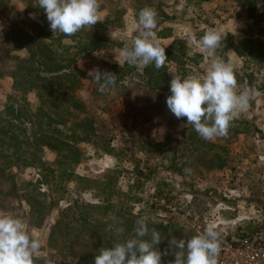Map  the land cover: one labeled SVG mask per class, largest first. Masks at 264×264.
Returning a JSON list of instances; mask_svg holds the SVG:
<instances>
[{
  "label": "rangeland",
  "instance_id": "1",
  "mask_svg": "<svg viewBox=\"0 0 264 264\" xmlns=\"http://www.w3.org/2000/svg\"><path fill=\"white\" fill-rule=\"evenodd\" d=\"M136 1L137 4L144 2ZM149 1L161 4L162 12L170 18L161 24L160 16L157 17L155 32L161 46L165 44L161 36L167 33L183 46L178 50L174 45L172 49L176 57L166 72L168 79L171 80L175 74H206L212 59L219 57L235 68L238 92L246 88L253 90L250 107L234 114L226 137L205 140L192 125H187L186 117L177 119L167 108L166 98L171 93L167 96L149 93L135 80L122 89H105L93 96L94 105L101 111L98 113L107 121L111 118L122 133L114 131L115 137L110 141L112 150L108 153L83 145L82 160L68 171L72 174L71 179L63 183L62 189L67 200L97 203L104 193L94 181L102 185L104 177L109 176L111 188L118 191L111 202H121L119 212L123 217L112 215L119 210L117 205L97 217L103 218L107 228L120 227L126 216H132L135 222L143 218L147 225H158L161 243L157 247L161 253L168 252L162 255V264H169L174 261L169 241L188 240L209 226L226 236L264 227V61L242 58L227 51L223 44L210 57L199 43L210 28H217L223 38L231 34L242 39L263 40L264 24L254 23L241 7L231 1ZM131 4V0L106 4L104 11L119 27L106 26L103 32L117 45L108 44L77 60L76 66L83 72L77 93L79 97L86 99L92 96L93 88L98 86L88 75L90 70L98 67L101 71L110 72L108 65H122L125 61L120 56V49L126 43L131 45L139 30V25L133 22L134 14L129 9ZM20 7L19 0H4V6L0 8V35L13 18L21 23L23 32H30L29 24L35 22L39 14L20 16L17 13ZM234 20L238 23L236 31ZM162 29V34H157ZM11 56L9 63H5L6 68L17 60L25 59L26 52L17 49ZM10 94L11 80L1 79L0 110ZM26 99L32 105L35 103L31 94ZM207 142L223 147L224 153L207 146ZM216 152L223 158L219 168L214 163L211 166L207 163ZM40 157L46 164L55 166L56 157L51 151H43ZM186 169L190 171L186 172ZM34 172L27 169L16 175L19 198L22 197L24 182L36 178ZM68 204V201L61 200L53 214ZM1 206L9 209L8 215L21 219L26 212L25 206L17 202ZM28 231L41 241V248L34 255L41 256V264H94V254L80 250L77 243L70 246L78 254V259L64 256L67 249L62 251V255L49 257L54 251H46L44 235L34 229ZM85 253L88 259L83 258Z\"/></svg>",
  "mask_w": 264,
  "mask_h": 264
},
{
  "label": "trees",
  "instance_id": "2",
  "mask_svg": "<svg viewBox=\"0 0 264 264\" xmlns=\"http://www.w3.org/2000/svg\"><path fill=\"white\" fill-rule=\"evenodd\" d=\"M19 1L21 7L17 13L20 16L26 17L29 13H37L39 16L35 22H30L29 33L23 32L21 23L13 18L8 28L0 35V80L10 79L12 92L0 110V215L10 213L9 209H3L1 204H22L26 209L23 220L27 229H34L43 234L46 251H54L49 257L62 255V251L67 249L64 256L78 259V254L74 252L73 246H70L73 243H77L80 250L91 251L95 257L101 247H111V242L132 237L135 219L126 216L118 227L123 228L124 232L117 236V228H107L102 222L103 218L97 217L116 205L119 210L112 215L123 217L119 212L121 202H111V198L118 195V191L111 188L109 176L104 177L105 183L102 185L94 181L104 193V197L97 203L67 200L62 187L63 183L71 179L72 174L68 171L81 162L83 145L108 153L112 150L110 141L115 137L114 131L122 133V129H119L111 118L109 121L104 119L98 113L101 112L98 106L94 105L93 96L104 92L99 90V85L93 88V95L86 99L77 95L83 72L76 66L78 59L108 44L117 45L115 40H110L103 32L106 26L119 27L113 23L104 8L106 9V4L113 5L122 0H100V12L103 11L100 13L101 21L97 22V26L94 25L92 30L85 28L71 37L52 32L46 13L37 7L38 0ZM225 1H231L241 7L247 18L254 23L264 24V0ZM131 2L129 9L134 14L133 22L136 25L138 13L144 7L155 9L157 17L161 18V24L170 19L162 12L161 4L149 0H144L141 4H137L136 0ZM3 6L4 0H0V8ZM162 31L163 29L159 30L157 34H162ZM161 39H165L162 46L165 47L168 58L164 67L156 69L153 64L138 69L126 61L122 65H108L109 71L116 75L115 85L110 88L122 89L135 80L138 85H144L149 93L169 95L170 80L166 72L176 57L172 49L174 45L178 50L183 46L169 33L163 34ZM221 44L225 45L227 51H232L242 58L264 61V39H242L238 35L227 34ZM17 49H24L26 58L17 60L10 68H6L5 63H9L11 53ZM28 94L35 97L33 105L26 99ZM206 145L218 148L224 153L221 146L209 142ZM45 150L55 154V166L42 161L40 154ZM207 163H210L209 166L214 163L216 168H219L223 158L216 152L208 158ZM27 169L35 171L36 178L24 182L22 197L19 198L16 175L19 171ZM61 200L70 204L54 215ZM148 227L150 230H157L159 226ZM83 258L88 259V254L85 253ZM33 259L34 264H41V256H34Z\"/></svg>",
  "mask_w": 264,
  "mask_h": 264
},
{
  "label": "clouds",
  "instance_id": "3",
  "mask_svg": "<svg viewBox=\"0 0 264 264\" xmlns=\"http://www.w3.org/2000/svg\"><path fill=\"white\" fill-rule=\"evenodd\" d=\"M38 8L46 13L50 29L67 37L74 36L100 22V0H38ZM138 35L131 45L124 44L120 56L138 68L155 65L164 67L168 61L165 47L156 36L157 12L144 7L138 13ZM235 31L238 23L233 21ZM222 33L217 28L208 29L200 38V46L211 57L221 45ZM88 75L104 91L115 85L116 75L101 71L98 67ZM170 95L166 98L167 108L177 118H187L198 135L205 140L226 137L230 123L237 111L250 107L254 95L251 88L237 91V80L231 63L216 57L212 59L206 74H175L170 80ZM189 172V169L185 170ZM117 236L123 228L115 229ZM134 235L125 240L103 246L95 255L94 264H162L158 245L160 233L149 229L143 218L136 221ZM145 237H149L145 239ZM174 261L169 264H217L220 250L219 233L213 226L188 240L169 241ZM41 248V241L32 236L26 222L12 215H0V264H34V255Z\"/></svg>",
  "mask_w": 264,
  "mask_h": 264
},
{
  "label": "built area",
  "instance_id": "4",
  "mask_svg": "<svg viewBox=\"0 0 264 264\" xmlns=\"http://www.w3.org/2000/svg\"><path fill=\"white\" fill-rule=\"evenodd\" d=\"M217 264H264V227L252 232L219 234Z\"/></svg>",
  "mask_w": 264,
  "mask_h": 264
},
{
  "label": "crops",
  "instance_id": "5",
  "mask_svg": "<svg viewBox=\"0 0 264 264\" xmlns=\"http://www.w3.org/2000/svg\"><path fill=\"white\" fill-rule=\"evenodd\" d=\"M183 24V23H182Z\"/></svg>",
  "mask_w": 264,
  "mask_h": 264
}]
</instances>
